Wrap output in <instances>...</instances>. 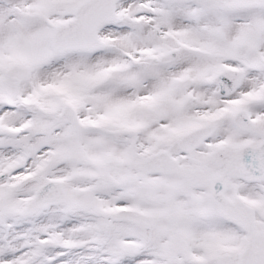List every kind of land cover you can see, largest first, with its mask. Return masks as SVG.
Listing matches in <instances>:
<instances>
[{
	"label": "snow or ice",
	"instance_id": "1",
	"mask_svg": "<svg viewBox=\"0 0 264 264\" xmlns=\"http://www.w3.org/2000/svg\"><path fill=\"white\" fill-rule=\"evenodd\" d=\"M0 264H264V0H0Z\"/></svg>",
	"mask_w": 264,
	"mask_h": 264
}]
</instances>
